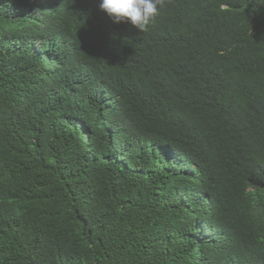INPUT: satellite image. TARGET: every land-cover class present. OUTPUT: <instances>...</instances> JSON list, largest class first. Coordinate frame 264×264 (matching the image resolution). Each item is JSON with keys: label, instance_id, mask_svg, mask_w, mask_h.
Instances as JSON below:
<instances>
[{"label": "trees", "instance_id": "obj_1", "mask_svg": "<svg viewBox=\"0 0 264 264\" xmlns=\"http://www.w3.org/2000/svg\"><path fill=\"white\" fill-rule=\"evenodd\" d=\"M0 264H264V0H0Z\"/></svg>", "mask_w": 264, "mask_h": 264}, {"label": "clouds", "instance_id": "obj_2", "mask_svg": "<svg viewBox=\"0 0 264 264\" xmlns=\"http://www.w3.org/2000/svg\"><path fill=\"white\" fill-rule=\"evenodd\" d=\"M163 0H98V7L113 23H128L138 31H146L159 15Z\"/></svg>", "mask_w": 264, "mask_h": 264}]
</instances>
